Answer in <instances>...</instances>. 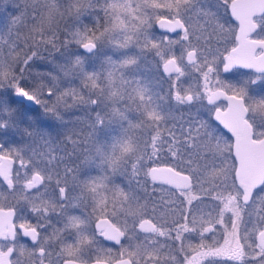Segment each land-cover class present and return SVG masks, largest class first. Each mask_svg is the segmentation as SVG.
I'll return each mask as SVG.
<instances>
[{
	"label": "snow or ice",
	"instance_id": "snow-or-ice-1",
	"mask_svg": "<svg viewBox=\"0 0 264 264\" xmlns=\"http://www.w3.org/2000/svg\"><path fill=\"white\" fill-rule=\"evenodd\" d=\"M0 264H264V0H0Z\"/></svg>",
	"mask_w": 264,
	"mask_h": 264
}]
</instances>
